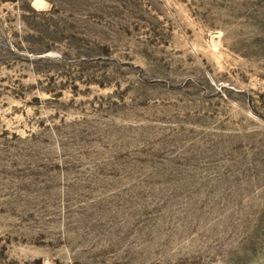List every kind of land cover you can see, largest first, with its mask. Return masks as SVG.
Here are the masks:
<instances>
[{"label":"rangeland","instance_id":"obj_1","mask_svg":"<svg viewBox=\"0 0 264 264\" xmlns=\"http://www.w3.org/2000/svg\"><path fill=\"white\" fill-rule=\"evenodd\" d=\"M0 264H264V0H0Z\"/></svg>","mask_w":264,"mask_h":264}]
</instances>
